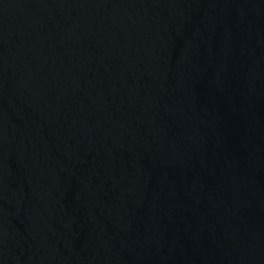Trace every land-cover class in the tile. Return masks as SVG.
Instances as JSON below:
<instances>
[{"label": "water", "instance_id": "water-1", "mask_svg": "<svg viewBox=\"0 0 264 264\" xmlns=\"http://www.w3.org/2000/svg\"><path fill=\"white\" fill-rule=\"evenodd\" d=\"M0 264H264V0H0Z\"/></svg>", "mask_w": 264, "mask_h": 264}]
</instances>
